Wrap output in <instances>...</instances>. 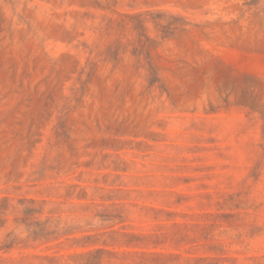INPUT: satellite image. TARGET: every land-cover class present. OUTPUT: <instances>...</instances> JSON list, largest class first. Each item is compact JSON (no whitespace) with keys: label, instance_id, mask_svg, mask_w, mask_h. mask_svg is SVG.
Masks as SVG:
<instances>
[{"label":"rangeland","instance_id":"rangeland-1","mask_svg":"<svg viewBox=\"0 0 264 264\" xmlns=\"http://www.w3.org/2000/svg\"><path fill=\"white\" fill-rule=\"evenodd\" d=\"M264 264V0H0V264Z\"/></svg>","mask_w":264,"mask_h":264},{"label":"trees","instance_id":"trees-1","mask_svg":"<svg viewBox=\"0 0 264 264\" xmlns=\"http://www.w3.org/2000/svg\"><path fill=\"white\" fill-rule=\"evenodd\" d=\"M101 254V250H90L79 254V256L83 259L82 264H102L103 260Z\"/></svg>","mask_w":264,"mask_h":264}]
</instances>
